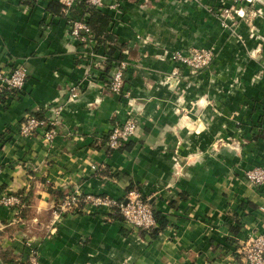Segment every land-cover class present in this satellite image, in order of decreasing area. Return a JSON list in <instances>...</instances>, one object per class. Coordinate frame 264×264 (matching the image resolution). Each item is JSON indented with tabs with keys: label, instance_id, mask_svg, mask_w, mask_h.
<instances>
[{
	"label": "crops",
	"instance_id": "crops-1",
	"mask_svg": "<svg viewBox=\"0 0 264 264\" xmlns=\"http://www.w3.org/2000/svg\"><path fill=\"white\" fill-rule=\"evenodd\" d=\"M231 7L245 18H220ZM60 11L61 0H0V71L27 73L15 96L0 93V198H26L0 205V252L26 260L30 242L42 264H244L239 244L264 234V187L244 177L264 168V0H121L117 11L100 9L123 46L124 90L139 122L113 152L107 135L127 99L106 89L99 54L73 42ZM194 48L214 51L209 68L178 65L168 78L177 66L169 54ZM75 82L81 91L68 104ZM56 107L55 138L20 135L25 115L53 119ZM57 191L116 199L136 191L163 221L153 237L86 205L56 218Z\"/></svg>",
	"mask_w": 264,
	"mask_h": 264
},
{
	"label": "built area",
	"instance_id": "built-area-1",
	"mask_svg": "<svg viewBox=\"0 0 264 264\" xmlns=\"http://www.w3.org/2000/svg\"><path fill=\"white\" fill-rule=\"evenodd\" d=\"M35 2L41 0H33ZM81 0H61L60 15L66 21L68 33L73 42L92 47L90 56H96L93 44H95L94 36L90 31L84 18H70V10ZM94 8L100 10L108 7L117 11L119 3L117 0H84ZM243 0H234L238 3ZM250 6L255 5L260 0H244ZM256 9H251V18L256 16ZM237 14L240 18H245L244 11L231 7L224 10V13L218 14L220 18L228 17L230 14ZM217 15V16H218ZM223 16V17H221ZM247 21V19H245ZM249 20V19H248ZM223 26H227L223 22ZM99 56L103 63L106 57ZM177 62L182 63L189 68L191 72H198L207 68L213 59V50L211 49H194L188 54H177ZM99 64V63H97ZM126 62H119L109 75L106 89L111 93L120 95L127 99L125 118L117 125H113L107 135L106 148L109 152L117 151L122 148L124 143L134 138L137 134L138 117L134 112L133 105L129 93L124 90L123 71L126 69ZM27 78L26 71L21 67H12L8 71H0V93L7 92L10 96H15L23 88ZM81 85L77 82L67 86L66 102L73 103L79 96ZM62 111L61 107L52 110L54 118L39 120L30 114L25 115L19 127V133L22 137H33L40 135L45 140H52L58 134V114ZM245 179L255 187L264 185V168L255 167L244 172ZM21 204L20 198L17 196L4 195L0 198V205L17 208ZM82 205L91 206L97 210H103L107 215L117 214L122 218L123 222L130 228L143 230L151 233L155 230L157 222L154 219V210L149 202L144 199L139 192L131 191L126 194L123 199H116L108 195L84 194L79 191L67 193L63 197L61 204L56 210V218H60L63 214L74 211ZM28 247V258L18 264H42L40 262L39 253L30 242H26ZM237 254L244 264H264V234H251L237 248Z\"/></svg>",
	"mask_w": 264,
	"mask_h": 264
},
{
	"label": "trees",
	"instance_id": "trees-1",
	"mask_svg": "<svg viewBox=\"0 0 264 264\" xmlns=\"http://www.w3.org/2000/svg\"><path fill=\"white\" fill-rule=\"evenodd\" d=\"M30 1L32 3L33 0H30ZM117 1L119 3V8H120L121 0H117ZM76 6L78 7V9L81 8L79 11V14L78 15L74 14V11H73L74 7H73L70 10V15H69L70 18L72 19L80 18L81 19L83 18L84 14L88 15L89 18L86 23L88 27L90 28L91 33L94 36V41H95L94 51L100 56L106 57L105 62H103L104 63L103 66H105V68L103 69L104 70L103 74L106 71L108 72V74H111V72L113 71V68L116 67L118 62L123 59V55H122L123 46L121 44L120 45L117 44L118 38L111 31L112 30L111 18L105 13H103L102 11L94 8L92 5L86 3L84 0H81L80 2H78ZM101 48H103V50ZM213 58H214V51H213ZM123 80H124V71H123ZM2 93L8 95L7 92H2ZM31 116L39 120H43V118L39 114H31ZM263 187L264 185L255 187V188L258 189V188H263ZM65 194H67V192L57 191V198L58 199L60 198L59 200L62 201ZM25 199H26L25 197L20 195L21 201H25ZM20 215H22V212ZM113 215H115L116 218H119L122 220V218L119 217L117 214H113ZM154 219L157 223H160V221H163V218L160 217V214L155 211H154ZM141 232H142L141 234L145 233L143 230H141ZM151 235L155 237L157 235V231L154 230L153 232H151ZM0 256L3 258V261L5 264H18V263H22L25 261L22 259V257L10 258L9 260H7L9 256L3 252H0Z\"/></svg>",
	"mask_w": 264,
	"mask_h": 264
},
{
	"label": "rangeland",
	"instance_id": "rangeland-1",
	"mask_svg": "<svg viewBox=\"0 0 264 264\" xmlns=\"http://www.w3.org/2000/svg\"><path fill=\"white\" fill-rule=\"evenodd\" d=\"M254 6V5H253ZM222 14L224 13V10H221L220 11ZM221 17H223V16H221ZM239 17V15H237V18ZM223 22H224V20H222ZM223 22H222V25H223ZM225 23V22H224ZM226 24V23H225ZM233 25L234 26H238V24H236V23H233ZM237 38H238V36H236ZM194 49H196V48H194ZM194 49H191V50H189V51H186V52H184V51H173V52H171L170 54H169V57H170V61L176 66V67H174V73H172L171 74V76H169L168 78H170V77H172L173 75H175V73H177L178 72V65H181V66H184L182 63H179V62H177V59H176V55L177 54H188V53H190L192 50H194ZM197 49H204V48H197ZM166 55H168V54H166ZM211 65V64H210ZM209 65V66H210ZM209 66L207 67V68H205V69H208L209 68ZM186 67V66H185ZM189 69V68H188ZM205 69H202L201 70V72L202 71H204ZM190 70V69H189ZM191 71V70H190ZM174 78H176V77H174Z\"/></svg>",
	"mask_w": 264,
	"mask_h": 264
},
{
	"label": "water",
	"instance_id": "water-1",
	"mask_svg": "<svg viewBox=\"0 0 264 264\" xmlns=\"http://www.w3.org/2000/svg\"><path fill=\"white\" fill-rule=\"evenodd\" d=\"M0 264H3L1 260H0Z\"/></svg>",
	"mask_w": 264,
	"mask_h": 264
}]
</instances>
